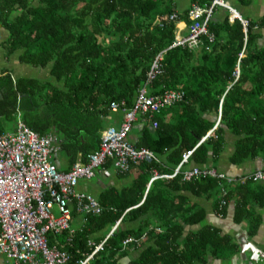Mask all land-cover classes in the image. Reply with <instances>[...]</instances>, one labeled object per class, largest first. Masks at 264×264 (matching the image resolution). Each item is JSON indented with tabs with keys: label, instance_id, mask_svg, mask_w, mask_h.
<instances>
[{
	"label": "trees",
	"instance_id": "trees-1",
	"mask_svg": "<svg viewBox=\"0 0 264 264\" xmlns=\"http://www.w3.org/2000/svg\"><path fill=\"white\" fill-rule=\"evenodd\" d=\"M193 1L200 7L210 3ZM180 17L173 0H0V29L8 33L5 56L17 53L22 64L48 73L40 79L0 77V135L5 125L21 123L41 137L53 135L71 162L78 152L86 162L98 151L101 133L113 127L112 104L124 113L144 87L148 96L178 94L152 118L139 115L128 134L136 140L127 137L157 161L124 172L111 161L104 165L120 177L135 169L137 175L121 189L109 186L94 196L102 212L83 214L85 229L60 234L67 264L90 255V242L104 240L90 264H118L132 250L138 256L128 264H208L232 256L238 245L206 224L201 199L212 203L219 219L233 204L234 222H246L249 237L258 229L254 210L264 206V188L251 177L255 172L234 178L209 162L225 150L228 135L235 138L231 165L264 157V47L254 45L253 23L244 28L227 17L218 23L211 17L196 47H172ZM158 55L159 66L149 77ZM188 152L175 177L150 183L154 170L172 175ZM194 169L223 177L185 179Z\"/></svg>",
	"mask_w": 264,
	"mask_h": 264
},
{
	"label": "built area",
	"instance_id": "built-area-1",
	"mask_svg": "<svg viewBox=\"0 0 264 264\" xmlns=\"http://www.w3.org/2000/svg\"><path fill=\"white\" fill-rule=\"evenodd\" d=\"M218 7L228 10L232 18L240 20L244 27L247 26V22L243 21L224 0H210L206 6L191 7L188 16L192 24L187 27L185 36H179L178 30L176 31L172 47H196L199 37L207 35V22ZM175 18V15H170L171 20ZM160 60L161 55H158L149 77L153 76ZM177 97L176 92H166L160 97L148 96L147 88H142L134 106L123 111L120 127L105 129L101 133L98 151L88 155L85 164L80 161L75 162L67 173L59 172L50 162V158L58 151L52 137H39L21 123H18L15 133L1 134L0 255L6 256L16 264H67L70 256L65 251L50 247L47 236L60 235L64 232L70 235L74 233L70 227L71 205L80 214L99 215L102 212L100 204L93 195L76 191L78 183L90 182L98 169H102L107 161H111L121 172L127 171L130 165L157 161L146 149H135L127 141V137L139 115L148 114L149 118H152L165 107L175 103ZM110 111L116 113L118 106L112 104ZM156 126L157 123L153 122L152 127ZM189 157L190 152L183 155L180 165L172 175H162L154 171L150 183L156 179L175 177ZM193 176L223 177L208 169L202 172L194 169L184 174L187 180L192 179ZM251 177L255 181H264V172L256 171ZM118 224L119 221L107 237ZM104 242L105 240L98 245L90 242L89 245L93 247L92 253L76 264H90L94 255L102 250Z\"/></svg>",
	"mask_w": 264,
	"mask_h": 264
},
{
	"label": "crops",
	"instance_id": "crops-1",
	"mask_svg": "<svg viewBox=\"0 0 264 264\" xmlns=\"http://www.w3.org/2000/svg\"><path fill=\"white\" fill-rule=\"evenodd\" d=\"M227 5L239 15V17L246 21V25H250L249 22L253 23L252 32L254 35V45L257 48L264 47V22H262V18L264 17V0H224ZM193 0H173V7L181 19V22L177 24V30L179 36H184L187 33V24H189L190 20L185 18L187 17V13L191 9L193 5ZM228 18V22L232 23L235 20L232 18L230 12L224 8L218 7L214 11L212 21L221 22L224 19ZM240 21V20H239ZM241 22V21H240ZM243 25V24H242ZM244 27V25H243ZM246 28V27H244ZM8 33L2 29H0V77L5 74H9L13 80L17 78H29L30 69L34 70V72L38 73V78L42 77V72L39 69H33L29 66H26L19 62L18 54L15 53L9 57L5 56V50L2 45L7 40ZM123 117V113L119 111L118 113L111 112V125L118 129L121 124V120ZM140 119V118H139ZM138 119V120H139ZM138 122V121H137ZM8 129L6 133H15L16 124L13 126L5 125ZM36 133V132H34ZM37 134V133H36ZM41 137V135L37 134ZM52 135V134H51ZM48 135H44L47 137ZM53 136V135H52ZM226 146L225 150L220 154L218 159H215L213 162H209V166H214L218 171L224 172L228 176L238 178L247 173H252L258 170H264V157L260 156L252 161H247L240 166H233L229 163V155L232 151V143L234 141V137L231 135L226 136ZM128 140L134 142L136 140V135L131 132L128 137ZM55 142V140H54ZM56 144V142H55ZM57 145V144H56ZM59 147V146H58ZM91 154V153H90ZM89 155V154H88ZM87 155V157H88ZM86 157V159H87ZM84 157L82 156V152H78L76 156V160L71 162L68 155L60 148L58 151L50 158V162L57 167L59 172L67 173L70 171L72 165L75 162H83ZM155 171V170H154ZM153 171V172H154ZM152 172V174H153ZM157 172V171H156ZM95 181L85 182L80 181L76 188V191L79 193H88L95 197H97L102 190L109 186H115L118 189L127 186L133 179L136 177L137 172L136 169L132 170L131 175L129 174L127 177H120L118 172L113 168H102L98 170L96 173ZM264 188V181L259 183ZM253 191H250L252 193ZM198 203L203 206L207 211L206 224H211L214 227L220 229L222 235L230 236L231 239L236 242L238 245V251H236L232 256L225 257V259L220 260H209L208 264H264V206L255 208V213L260 219V223L256 233L249 237L248 235V225L246 222L235 223L234 216V205L230 204L228 209V215L225 219H219L213 213L212 203L210 201H206L204 199L198 200ZM72 212L75 211V214L71 213L70 227L72 230H82L85 229V216L83 214L78 213L74 206H70ZM128 227V225H127ZM66 241L64 234L58 235L56 237H52L49 235L48 242L50 247H55L58 250L64 251V242ZM138 256V252L136 250L130 251L128 257H124L119 259L118 264H128L132 259ZM252 256V259H251ZM0 264H16L13 260L7 258L6 256L0 255ZM92 264H97L93 262Z\"/></svg>",
	"mask_w": 264,
	"mask_h": 264
},
{
	"label": "rangeland",
	"instance_id": "rangeland-1",
	"mask_svg": "<svg viewBox=\"0 0 264 264\" xmlns=\"http://www.w3.org/2000/svg\"><path fill=\"white\" fill-rule=\"evenodd\" d=\"M30 72L31 73H29V77H31V78H38V73L37 72H34V70H32V69H30ZM45 74H48L46 71H43L42 72V75H45ZM251 259H252V256H251Z\"/></svg>",
	"mask_w": 264,
	"mask_h": 264
},
{
	"label": "clouds",
	"instance_id": "clouds-1",
	"mask_svg": "<svg viewBox=\"0 0 264 264\" xmlns=\"http://www.w3.org/2000/svg\"><path fill=\"white\" fill-rule=\"evenodd\" d=\"M236 74H238L237 71H236ZM238 76H239V75H237L236 78H237ZM112 113H113V112H112ZM52 139H53V142H54L55 139H54L53 136H52ZM54 143H55V142H54ZM55 145H56V144H55ZM56 146L58 147V145H56ZM58 148H59V147H58ZM103 168H104V167H103ZM258 171H262V170H258ZM255 172H256V171H255ZM260 182H261V181H260Z\"/></svg>",
	"mask_w": 264,
	"mask_h": 264
}]
</instances>
